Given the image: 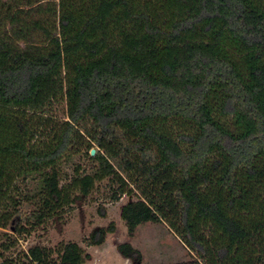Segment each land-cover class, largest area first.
Listing matches in <instances>:
<instances>
[{
  "label": "trees",
  "instance_id": "obj_1",
  "mask_svg": "<svg viewBox=\"0 0 264 264\" xmlns=\"http://www.w3.org/2000/svg\"><path fill=\"white\" fill-rule=\"evenodd\" d=\"M101 182L108 202L130 197V236L163 223L189 249L167 264H264V0H0L2 235L34 233ZM11 242L0 264L87 257L62 241L20 260Z\"/></svg>",
  "mask_w": 264,
  "mask_h": 264
},
{
  "label": "rangeland",
  "instance_id": "obj_2",
  "mask_svg": "<svg viewBox=\"0 0 264 264\" xmlns=\"http://www.w3.org/2000/svg\"><path fill=\"white\" fill-rule=\"evenodd\" d=\"M66 111V103H61L58 115L65 117ZM65 169L71 173L72 163H67ZM104 185L105 182L99 183L89 196L77 199L72 208H66L62 217L48 220L32 234L6 237L0 228V239L4 237L5 240L13 241V246L6 254L23 260V251H27L30 246L53 248L62 241H76L85 249L87 257L84 264H136V257H126L119 249V244L129 242L140 250V264H167L191 258L189 249L166 224H141L136 233L130 236L121 217V207L130 197L125 194L119 201L108 202L103 198ZM111 223L115 224V231L107 234L104 243L87 244L86 238L92 231L108 227ZM14 239L18 240L14 242Z\"/></svg>",
  "mask_w": 264,
  "mask_h": 264
},
{
  "label": "water",
  "instance_id": "obj_3",
  "mask_svg": "<svg viewBox=\"0 0 264 264\" xmlns=\"http://www.w3.org/2000/svg\"><path fill=\"white\" fill-rule=\"evenodd\" d=\"M96 152V149L95 148H92L91 149V153L94 154Z\"/></svg>",
  "mask_w": 264,
  "mask_h": 264
}]
</instances>
